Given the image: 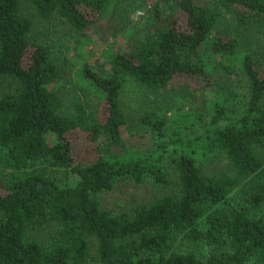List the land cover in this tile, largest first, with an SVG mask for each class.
Instances as JSON below:
<instances>
[{
    "label": "trees",
    "instance_id": "obj_1",
    "mask_svg": "<svg viewBox=\"0 0 264 264\" xmlns=\"http://www.w3.org/2000/svg\"><path fill=\"white\" fill-rule=\"evenodd\" d=\"M120 3L0 0V80L14 84L0 93V264H264V214L248 213L264 203V162L255 154L264 152V62L240 49L235 34L211 35L222 11L237 29H264V0H173L164 16L153 7L159 24L151 33L127 51L110 50L103 71L79 68L96 106L77 100L66 111L49 88L59 78L51 49L31 36L21 8L56 14L82 34ZM215 61L243 74L239 104L216 94ZM179 77L206 91L208 117L188 136L197 113L170 121L142 111L137 126L151 135V148L127 149L124 85L164 90ZM219 158L228 167L208 170ZM167 166L175 172L168 193L130 212L100 207L98 196L118 178L170 186ZM48 226L43 241L26 236Z\"/></svg>",
    "mask_w": 264,
    "mask_h": 264
},
{
    "label": "rangeland",
    "instance_id": "obj_2",
    "mask_svg": "<svg viewBox=\"0 0 264 264\" xmlns=\"http://www.w3.org/2000/svg\"><path fill=\"white\" fill-rule=\"evenodd\" d=\"M173 4V0H121L120 7L102 16L93 28L82 34L74 31L56 14L39 18L27 5L22 6L21 12L32 21L31 36L51 49L59 78L53 85H49V88L60 97L66 111H70L77 100H85L91 108L97 104L95 94L80 82L78 70L82 63L91 65L96 72L105 70L108 67L106 57L110 50L127 51L138 39L151 33L153 26L159 24L153 15V7L156 6L158 12L164 16L173 10ZM221 33L235 34L240 41V49H246L264 62V29L254 26L237 29L231 13L222 11L211 35ZM224 62L232 63V59ZM209 74L216 94H226L230 100H227L228 103L233 101L239 104L240 95H243L246 89V81L239 69L235 67L233 71H225L220 61H215L209 67ZM13 88L12 82L0 80V93L12 91ZM119 95L126 119V127L123 126L122 129L127 149L145 151L151 148V135L137 126V118L142 111L166 113L170 116V121L179 119L178 116L183 113L187 114V118H190L192 113H197L200 120H192L186 126L188 136H192L200 127L201 121L208 117L206 103L209 100L206 91L200 84L188 78H176L164 90L154 91L146 89L143 85L133 86L127 83ZM255 154L264 162V152L256 149ZM227 167V161L219 158L211 162L207 169L219 170ZM167 174L171 183L168 187L154 185L150 180L135 184L128 178H118L111 190L98 196L99 205L113 213L130 212L137 205L150 202L172 189L175 172L170 166H167ZM55 178H59V173L55 174ZM248 213L254 217L264 214V203L250 209ZM51 232L52 226H48L43 230L29 232L26 236L43 241ZM87 240L90 257L94 258L96 241L93 237H88Z\"/></svg>",
    "mask_w": 264,
    "mask_h": 264
}]
</instances>
